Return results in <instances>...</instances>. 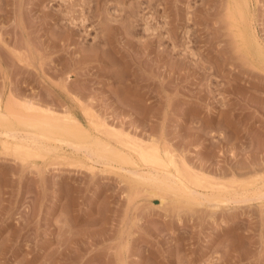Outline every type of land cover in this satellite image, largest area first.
<instances>
[{"label":"rangeland","instance_id":"374dc122","mask_svg":"<svg viewBox=\"0 0 264 264\" xmlns=\"http://www.w3.org/2000/svg\"><path fill=\"white\" fill-rule=\"evenodd\" d=\"M0 99L69 127L0 146V264H264V0H0ZM70 129L153 138L248 199L190 203Z\"/></svg>","mask_w":264,"mask_h":264},{"label":"bare ground","instance_id":"6f19581e","mask_svg":"<svg viewBox=\"0 0 264 264\" xmlns=\"http://www.w3.org/2000/svg\"><path fill=\"white\" fill-rule=\"evenodd\" d=\"M131 20H133V19H131ZM35 105L32 102H25L24 106L26 107L27 110H29L28 112H31L30 113L31 115L30 114L25 115V114H21V112L19 113V111H16L15 108L9 103L7 105H5V107H3L2 101L0 99V135H1L0 136L1 137L0 138V146L3 145L5 148L6 147L8 148L9 146L7 144H10L8 141V138L9 137L13 138L12 139L13 141L12 142L10 141V142L16 145L14 147H18V149H14V152L17 155V153H19L18 151L28 150V151L32 152V150H38V147H40V146L42 147L43 145L44 146L46 145V147H47L50 144V141H49V144H46V142L50 138H51L50 140L55 141V140H53V139H56V138H54V136L55 137L57 136L58 139L65 137V136H62L61 134H60L61 137L59 136V134L58 135L54 134V136L52 134H49L48 128H53L55 130H58V131L60 130L61 132H64V131L68 130L69 127H67L63 123L62 124L61 123L60 124L55 123V121L57 119L54 121L53 118H49V117L48 118H43V117L40 118V117H38L39 115L36 116L35 114L39 112V109ZM39 108L41 109L40 106H39ZM41 111H44V110L41 109ZM14 120L18 121L17 126H15L13 124ZM90 121H93V120H90ZM77 122H78V120H77ZM92 123L94 124L93 126L100 127L98 129V130H100V132L102 129L101 127H104L103 129H105V130L102 129L103 133L107 134L109 132L111 135H113L117 138L120 137V135H121L120 132L117 131V129L114 128L115 129L114 130L112 128V130H111L109 127H107L108 125L105 126V124H104L105 122H103V124H102V122L99 124V121L96 122L99 125L102 124L101 126L96 125L94 122H92ZM78 125H80V123ZM106 127L109 128L110 130L108 129V131H107ZM49 130H51V129H49ZM72 131L73 130H71L70 133ZM61 132H59V133H61ZM72 134H75V136L77 135V138L74 136L72 138H76V140H73V139H71V136H73V135H70V137H68V141H66V142H68V144L66 143L68 146L71 145L74 149H77V150L80 148L82 149V147L83 148L86 147V148H84V149H87L86 153H84V155L86 154L87 156H90V157H92L91 155H93V154L97 155L98 158H102V159L105 157L104 158L105 162L103 161V163L106 164L105 166H107L108 164L110 165L111 161L115 160L118 157V159L115 160L116 162L119 161V159H121L120 162H122V163L127 162L126 165L127 164L130 165V166L127 165L125 167L126 170H124V168L122 167V169L124 171H128L129 174L136 176L137 178H139V180L141 179L145 182L152 181L153 183L155 182V184H157V185H160V186L163 185V186H161L162 189H164V187H165V189L170 188L168 190H170V191L174 190V193L176 191H178V189L179 190L181 189L182 191L181 190L180 191L183 192V194H185V196H182L180 192H176L177 195L180 196L181 198L184 197L185 199L184 198L183 199L185 201L189 200L190 203L195 201V200L196 201L199 200V203H200V200L202 201V199L204 201L205 200L206 201L211 200V199L216 200V201L217 200L218 201L224 200L225 202L227 200L228 201L232 200L233 202H241L242 200L245 201L246 199H248V198H246L247 197L245 195L246 193H244L246 191H244L242 194V191L240 192L237 189V187L239 185H241V183H244V182H241V183L237 182L240 184L236 185L237 186L236 188H234V189L232 188L233 189V190L231 189L232 191L229 190L230 191L229 192L228 190H226V188L229 187L228 184H230V182L228 183V181H232V180H227L226 183H228V184H226L225 180L223 182V180L221 181L219 179L216 180V179L211 178V177L209 178V177H207L206 174L203 175L204 173H201V172L199 173L198 171L194 173V170L190 172V170L187 169L188 168L187 166H186L187 168L184 166L183 167L179 166V164H177V161H176L177 159L175 160V158L170 153L168 154L167 152H163L164 149L162 150L161 146H159L157 141L153 138H150L146 142L143 143L142 141L139 142L138 139L137 140L133 139L132 137H130L128 135V136H126L127 138L125 137V139L121 140L122 142H120L123 145V147H125L126 149L128 148V149H130V151L136 152V154L138 155V157L140 159V160L139 159L138 160L142 162L141 164H143L147 167V169L145 171V169L143 170V169L136 167L137 161L134 160L132 155H130V153H129L130 151L126 152L125 149H123V148L120 149L118 146H117L118 147L117 148L116 146H114L109 141L104 140V138H102L101 136L100 137H97L96 135H95L96 137L90 136V137H88L89 139H87V135L84 136L85 138L82 136V138L84 140L86 139L85 140L86 142H85L84 140H82L81 137H79L78 132L73 131ZM52 137H53V139H52ZM69 138L72 141H70ZM62 139H61V141H62ZM79 139L81 141H83V143L81 141H77ZM65 140H63V141H65ZM7 141H8V143H7ZM27 141L30 143H27ZM56 145H57V143H56ZM11 147L13 148V145ZM48 147L50 150L52 149V151H53V149H56V147L54 148L53 145L48 146ZM48 147L46 150H48ZM27 148H29V149H27ZM74 149H72V150H74ZM84 149H83V152H84ZM15 150L17 151V153ZM24 152H27V151H24ZM111 156L113 158L114 157L115 158L113 159V158H111ZM91 159H93V158H91ZM96 160H97V158H96ZM95 162H97V161H95ZM170 166H173L174 168L171 169ZM91 167H93V170H94V165H91ZM107 168H108V166H107ZM185 168L187 169V171H185L186 170ZM235 181H237V180H235ZM250 181H253V180H249L248 182H250ZM246 185H250V184H246ZM230 186L233 187L232 184ZM263 186H264V183L262 185L260 184L259 187L255 191H258L257 192L258 194H261L260 193V191H261L262 195H263L264 194V189H262ZM234 187H235V185H234ZM242 188H244V187H242ZM242 188H240V190ZM245 188H246V186H245ZM153 191H154L153 193L156 194V191L155 190H153ZM179 193H180V195H179ZM248 193L249 192H247V194ZM257 193H255V194H257ZM186 197H187V199H186ZM159 199L161 201L164 200V196L163 197L160 196ZM189 201H187V202H189Z\"/></svg>","mask_w":264,"mask_h":264}]
</instances>
